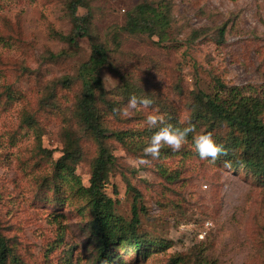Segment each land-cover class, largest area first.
Masks as SVG:
<instances>
[{"label": "rangeland", "instance_id": "1", "mask_svg": "<svg viewBox=\"0 0 264 264\" xmlns=\"http://www.w3.org/2000/svg\"><path fill=\"white\" fill-rule=\"evenodd\" d=\"M64 1L0 0V224L21 264H64L68 255L74 264H90L92 253L86 201L71 178H54L63 149L62 113L74 93L59 90L61 108L41 102L55 78L75 77L91 56L87 37L73 49L57 36L72 29ZM87 1L93 37L110 49V64L100 71L109 96L123 108L129 98L118 88L127 81L153 101L127 116H108L109 128L158 130L146 123L153 110L166 124L185 128L193 93L226 97L217 80L264 98V0ZM161 2L171 6L164 39L120 30L137 5ZM28 112L38 126L22 124ZM109 143L118 168L105 190L115 213L131 220L135 209L141 230L158 244L144 258L125 253L123 264H264V186L252 174L201 160L192 139L178 151L162 145L155 159L145 157L144 148ZM96 151L95 143L84 142L76 174L86 188ZM140 158L149 163L139 164Z\"/></svg>", "mask_w": 264, "mask_h": 264}, {"label": "trees", "instance_id": "2", "mask_svg": "<svg viewBox=\"0 0 264 264\" xmlns=\"http://www.w3.org/2000/svg\"><path fill=\"white\" fill-rule=\"evenodd\" d=\"M64 5L72 29L66 36H57L73 49H78L79 39L87 37L91 43V56L80 66L75 77L55 78L41 99L46 109L55 106L61 108L60 100L63 97L58 95L59 90L74 93L71 105L62 113L63 149L61 157L54 163V178L62 183L71 178L75 183L76 193L87 203L90 219L86 224L89 236H92L89 263L123 264L122 255L125 253L144 258L158 244L141 230L139 215L135 209L131 220L115 213V201L105 190L110 176L118 168L109 139H115L128 150L137 151L147 145L144 140L148 141L157 129L129 131L108 127V116L117 117L121 103L109 96L100 76L101 69L110 64V49L93 37V12L87 0H65ZM170 8L164 2L157 5L140 3L128 14L125 26L120 30L131 35H156L164 39L171 22ZM80 9L86 12L79 14ZM218 31L223 38L225 26ZM63 54L66 55L63 52L58 55L51 53L50 59L55 60ZM216 85L220 93H227L226 97L220 94L209 95L203 91L193 93L191 117L187 127L192 126L194 132H190L187 139H192L196 133H210L215 143L223 148V154H218L217 161H230L231 167L244 169L264 186V98L253 92L244 95L219 80ZM75 87L76 90H73ZM118 89L125 99L131 96L139 98L143 94L139 87L127 81ZM22 120V124L29 128L37 124L36 116L30 112L24 114ZM170 121L173 122V117ZM173 126L184 128L178 123H173ZM37 131L40 129L37 128ZM39 133L41 138L43 131ZM86 140L92 141L97 147L87 188L76 174L84 156ZM40 152L46 157H52V151L41 148ZM58 227L62 235L63 227L59 223ZM1 230L0 224V264H21L9 246V239ZM67 257L64 264H74L71 255Z\"/></svg>", "mask_w": 264, "mask_h": 264}, {"label": "clouds", "instance_id": "3", "mask_svg": "<svg viewBox=\"0 0 264 264\" xmlns=\"http://www.w3.org/2000/svg\"><path fill=\"white\" fill-rule=\"evenodd\" d=\"M152 103L153 101L147 95L139 98L131 96L127 104L118 111L121 115L127 116L130 109H136L138 106L149 108ZM146 123L149 127H156L159 125L158 130L148 139L147 145L143 149L145 157L151 156L153 159L159 157V149L162 145L169 146L172 151H178L186 142L188 134L194 132L192 126L181 129L171 124H166L163 116L157 114L155 110L152 111V114L147 115ZM192 145L201 160H209L211 163L216 161L218 154H223V148L215 143L210 133L201 132L194 134L192 137ZM138 163L142 165L148 164L149 160L140 158ZM230 166V161L224 162L225 168H229Z\"/></svg>", "mask_w": 264, "mask_h": 264}]
</instances>
